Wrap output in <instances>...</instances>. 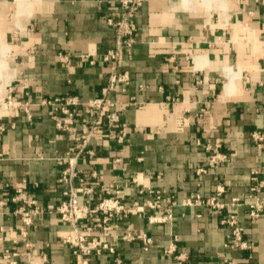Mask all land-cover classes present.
Masks as SVG:
<instances>
[{
	"label": "crops",
	"instance_id": "obj_1",
	"mask_svg": "<svg viewBox=\"0 0 264 264\" xmlns=\"http://www.w3.org/2000/svg\"><path fill=\"white\" fill-rule=\"evenodd\" d=\"M120 11L106 0H0V100L10 95L21 104L0 111V264L6 250L17 253V264H80L60 238L70 226L48 212L24 225L14 212L22 200L13 196L22 189L42 206L64 197L58 177L66 162L57 158L74 140L55 128L41 99H92L123 72L128 80L109 97L127 135L116 143L97 133L93 153L77 158L82 184L91 188L83 202L118 187L128 204L142 206L152 198L148 189L175 204L165 222L149 220L162 211L131 210L109 235L98 234L115 244L114 253L92 254L89 264L117 257L127 264H264V215L252 218L248 207L264 175V0H143L133 15L135 42L119 59H105L117 37L106 19ZM217 153L221 159L210 164ZM217 186L226 209L208 204ZM256 195L264 197V186ZM226 210L237 215L250 248L225 246ZM142 233L152 239L147 250ZM173 239L174 253L187 256L182 263L163 253Z\"/></svg>",
	"mask_w": 264,
	"mask_h": 264
},
{
	"label": "built area",
	"instance_id": "obj_2",
	"mask_svg": "<svg viewBox=\"0 0 264 264\" xmlns=\"http://www.w3.org/2000/svg\"><path fill=\"white\" fill-rule=\"evenodd\" d=\"M109 4L118 5L121 8L118 19L108 17L107 23L115 28L116 47L108 50L105 59H119L120 49L129 48L136 40V25L133 20L134 13L141 6L143 0H106ZM62 59L68 58L67 55H61ZM128 75L126 72L114 74L110 77L108 84L103 88L102 95L82 100L76 94H62L54 97L41 99L42 105H49L53 113L51 118L55 128L62 132H68L72 135L74 145L69 152L57 158L60 165L66 162L61 168L58 181L64 184L62 191L63 198L58 203H49L45 206L39 205L36 199L22 189H17L13 200H22V204L15 209V213L21 216L24 225L32 223L33 217L43 212L54 213L58 218L70 226V230L61 234L60 238L63 243L68 244L72 253L80 259V264H89L87 257L94 254L98 255L103 252L114 253L115 244L108 240L102 239L99 235H109L110 231L116 227L119 221L126 218L131 210L139 213L144 212L143 207L147 206L156 213L149 217L151 222H165L172 217V206L175 204L173 196L162 193L159 190L148 189L147 194H151V199H146L142 206L137 201L126 203L121 196V190L118 187L106 189L105 195L98 201L90 203L83 202V198L91 191V188L82 184L83 178L76 169L77 158L92 154L93 150L89 147L91 140L97 133H101L106 138H110L116 143H122L127 135V124L122 120L120 108L113 101L109 94L116 91L119 83L126 82ZM21 105L10 95L0 100V111L7 110L8 107ZM2 113H0L1 115ZM5 127L0 124V135ZM252 137L258 142L262 141L263 135L253 133ZM221 159L219 154H214L210 158V164L216 163ZM256 173V171H253ZM92 176H95L93 171ZM264 186V175L258 182L251 187L250 196L253 200L248 203L249 215L252 218L264 215V197L257 196L256 192ZM143 190H140L142 193ZM223 192V188L217 186L215 193L208 201L209 205L216 209H226L227 204L221 203L218 197ZM192 198V197H191ZM193 202L201 203L198 195L194 196ZM186 203L191 204L189 198ZM4 204L0 201V206ZM220 222L229 228L225 246L238 249H247L251 244L243 238V227L239 225L237 215L226 210L222 215ZM21 235L25 238L27 232L25 229L20 230ZM132 239L131 235H126ZM142 241V249L147 250L152 239L142 233L139 236ZM26 245H29L26 241ZM176 239L164 249L163 253L182 263L187 256L184 253L175 254ZM17 253L6 250L2 259L6 264H17ZM115 264H127L121 258L115 259ZM226 264H250L247 260L226 261Z\"/></svg>",
	"mask_w": 264,
	"mask_h": 264
}]
</instances>
